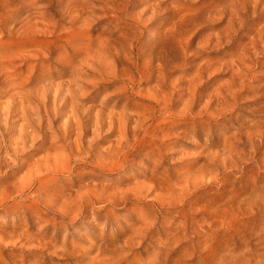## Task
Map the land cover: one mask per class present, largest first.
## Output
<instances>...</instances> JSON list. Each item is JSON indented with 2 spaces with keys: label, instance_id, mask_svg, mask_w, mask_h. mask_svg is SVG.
<instances>
[{
  "label": "rangeland",
  "instance_id": "obj_1",
  "mask_svg": "<svg viewBox=\"0 0 264 264\" xmlns=\"http://www.w3.org/2000/svg\"><path fill=\"white\" fill-rule=\"evenodd\" d=\"M0 264H264V0H0Z\"/></svg>",
  "mask_w": 264,
  "mask_h": 264
},
{
  "label": "clouds",
  "instance_id": "obj_2",
  "mask_svg": "<svg viewBox=\"0 0 264 264\" xmlns=\"http://www.w3.org/2000/svg\"><path fill=\"white\" fill-rule=\"evenodd\" d=\"M150 35L154 36L155 33L153 32ZM68 95H72V93H68ZM86 95H87V93L77 90L76 91L77 103L84 102ZM199 136H200V139H203L205 141L208 139L207 134H205L203 132H201L199 134ZM186 139L189 141L190 145H193V144H196L199 142L196 134L188 135V136H186ZM178 162H180V157H176L175 159L171 160V163L174 165L177 164ZM151 163H152V161L147 156H145L143 154L138 155L135 158L132 166L129 168L127 175H129V176L130 175H143V174L147 173L149 165ZM224 171H225V173H227L231 170L230 169H224ZM233 176L235 177L238 185H243L245 183V181L241 179V174L239 172L232 173V176H229L228 179L231 180ZM117 227H119V225H117Z\"/></svg>",
  "mask_w": 264,
  "mask_h": 264
}]
</instances>
